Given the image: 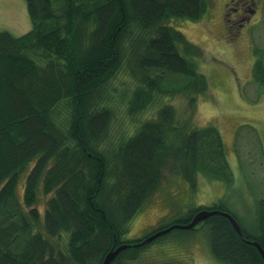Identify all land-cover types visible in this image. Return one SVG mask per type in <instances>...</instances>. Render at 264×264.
I'll return each mask as SVG.
<instances>
[{
  "label": "trees",
  "instance_id": "trees-1",
  "mask_svg": "<svg viewBox=\"0 0 264 264\" xmlns=\"http://www.w3.org/2000/svg\"><path fill=\"white\" fill-rule=\"evenodd\" d=\"M26 1L32 29L19 37L0 31V264H103L129 244L111 263L125 264L164 236L195 232L176 229L144 243L189 225L203 210L229 213L242 227L241 237L225 216L202 222L218 261L264 264L249 243L264 250V199L253 233L214 205L124 240L165 169L193 187L200 173L234 181L219 128H195L171 103L155 119L135 120L159 97L183 96L194 109L208 92L199 48L168 22L203 19L210 0ZM127 67L136 82L126 101L134 122L117 135L105 94L119 73H130ZM254 78L264 87L262 58Z\"/></svg>",
  "mask_w": 264,
  "mask_h": 264
},
{
  "label": "rangeland",
  "instance_id": "rangeland-1",
  "mask_svg": "<svg viewBox=\"0 0 264 264\" xmlns=\"http://www.w3.org/2000/svg\"><path fill=\"white\" fill-rule=\"evenodd\" d=\"M229 1L210 0L208 12L199 21L174 18L168 22L199 48L201 58L196 61L208 78V92L198 96L194 109L183 96L159 97L135 120L139 118L143 123L144 119H155L158 110L171 103L183 121L193 119L195 128H219L234 181L228 183L200 173L197 186L193 187L182 176L165 169L161 188L130 222L124 240L144 237L181 218L190 209L214 205H223L235 214L250 233L257 228V204L264 199V87L254 78V65L260 58L264 62V0L241 2H248L254 9L255 1L257 9L241 33L226 30ZM249 7L245 15L251 12ZM238 16L243 18L241 12L229 18L234 20ZM32 26L26 0H0V31L19 37ZM127 69L130 73H119L105 94L116 111L117 135L128 127L133 128L134 122L127 114L126 101L136 82L131 77L133 68ZM19 193L22 195V189ZM195 228L190 234L172 233L152 244L146 243L150 245L139 258L125 264H224L213 256L208 228L202 222Z\"/></svg>",
  "mask_w": 264,
  "mask_h": 264
},
{
  "label": "water",
  "instance_id": "water-1",
  "mask_svg": "<svg viewBox=\"0 0 264 264\" xmlns=\"http://www.w3.org/2000/svg\"><path fill=\"white\" fill-rule=\"evenodd\" d=\"M213 215H222L225 216L227 219H229V221L231 222L232 226L234 227L235 231L238 233L239 236H243V231H242V227L240 226V224L238 223V221L229 213H223L221 211H208V210H203L201 212H199L194 219L191 221V223L189 225L186 226H180V225H173L168 229L159 231L157 233H155L154 235L148 237L144 243H151L154 240L170 233L173 230L176 229H183V230H190L195 228L198 224H200L201 222L207 220L209 217L213 216ZM251 243L253 246H255L257 248V250L260 252V254L262 255L263 259H264V250L261 247V245L257 242H249ZM130 247L129 244L126 245H122L121 247H119L118 249L110 252L107 257L104 260L103 264H111L116 258L117 256L125 249H128Z\"/></svg>",
  "mask_w": 264,
  "mask_h": 264
},
{
  "label": "flooded vegetation",
  "instance_id": "flooded-vegetation-1",
  "mask_svg": "<svg viewBox=\"0 0 264 264\" xmlns=\"http://www.w3.org/2000/svg\"><path fill=\"white\" fill-rule=\"evenodd\" d=\"M244 0H230L229 3L226 5V9L228 11H230V13L226 14V17L227 19H225V24L226 25V30L229 31V30H232V29H235V32L237 33H241L243 28H246V26L248 25L247 24V21L250 22L251 18L255 16V14H257V9H255L256 7V3L255 1L253 2V8H250L249 7V3L246 2V3H241L243 2ZM246 5V7L242 8L243 5ZM250 8L251 9V12H249L248 15H245L246 14V8ZM238 12H241L243 18H241L240 16H238L236 19L232 20L229 18V16L232 14H234L235 16H237ZM228 24H229V27H228Z\"/></svg>",
  "mask_w": 264,
  "mask_h": 264
},
{
  "label": "bare ground",
  "instance_id": "bare-ground-1",
  "mask_svg": "<svg viewBox=\"0 0 264 264\" xmlns=\"http://www.w3.org/2000/svg\"><path fill=\"white\" fill-rule=\"evenodd\" d=\"M193 44V43H192ZM194 45V44H193Z\"/></svg>",
  "mask_w": 264,
  "mask_h": 264
}]
</instances>
